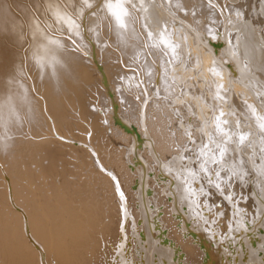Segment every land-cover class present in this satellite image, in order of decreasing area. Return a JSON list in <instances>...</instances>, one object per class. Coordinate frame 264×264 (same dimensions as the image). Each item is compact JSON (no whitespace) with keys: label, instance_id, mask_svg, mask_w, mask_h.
I'll return each instance as SVG.
<instances>
[{"label":"bare ground","instance_id":"bare-ground-1","mask_svg":"<svg viewBox=\"0 0 264 264\" xmlns=\"http://www.w3.org/2000/svg\"><path fill=\"white\" fill-rule=\"evenodd\" d=\"M89 3L0 0V264H264V0Z\"/></svg>","mask_w":264,"mask_h":264},{"label":"snow or ice","instance_id":"snow-or-ice-1","mask_svg":"<svg viewBox=\"0 0 264 264\" xmlns=\"http://www.w3.org/2000/svg\"><path fill=\"white\" fill-rule=\"evenodd\" d=\"M81 4L84 7H91L89 0H81ZM105 7L107 8L109 15L114 18L117 25L120 28H125L126 24H125L124 17L127 16L128 13L124 6V0H106ZM55 15L57 16V19L59 21H62L63 23L67 25L77 26L76 21L73 20L71 16L61 15L59 11H57ZM261 119H264V117H262ZM260 128H261V131H264V123L260 125ZM244 139L245 137L243 136L240 137L241 142H243Z\"/></svg>","mask_w":264,"mask_h":264},{"label":"rangeland","instance_id":"rangeland-1","mask_svg":"<svg viewBox=\"0 0 264 264\" xmlns=\"http://www.w3.org/2000/svg\"><path fill=\"white\" fill-rule=\"evenodd\" d=\"M254 186H256V185H254ZM257 187V186H256ZM211 188L212 187H208V193H210V196H209V194H207L208 196H209V198H212V195H214V194H217V193H215V190L214 189H212L211 190ZM247 188V190L249 189V187H246ZM244 190H245V186H244ZM214 191V192H213ZM224 193H222V195H223ZM229 195H231V194H229ZM236 197V194H234L233 193V195H232V198H235ZM214 198H215V195H214ZM213 198V199H214ZM213 199H210L209 201L210 202H213ZM243 201V198H240V197H238V198H236V200L237 201H240L241 202V200ZM245 200V199H244ZM218 205L220 206L221 204H220V202L217 204V207H218ZM204 208H202L201 210H203ZM215 223H217V222H215ZM221 223H219V225H220ZM139 246V245H138ZM138 248H140V246L138 247ZM137 248V249H138ZM139 250V249H138ZM124 251H126V250H124ZM121 255H122V258H123V261L122 262H124L125 264H138V263H136V261H133V260H131V257L130 258H128V256L126 257V255H127V252H124V253H122L121 252ZM125 256V257H124ZM137 256H138V259H139V257H140V260H142V258L144 257V255H142L141 253H138L137 252ZM142 257V258H141ZM128 258V259H127ZM127 261V262H126ZM144 260H142V262H143ZM164 264H167L166 262H163ZM123 264V263H122Z\"/></svg>","mask_w":264,"mask_h":264}]
</instances>
